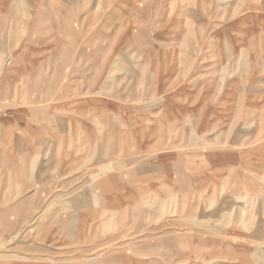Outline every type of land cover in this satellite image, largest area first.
I'll return each mask as SVG.
<instances>
[{
	"label": "rangeland",
	"instance_id": "374dc122",
	"mask_svg": "<svg viewBox=\"0 0 264 264\" xmlns=\"http://www.w3.org/2000/svg\"><path fill=\"white\" fill-rule=\"evenodd\" d=\"M0 110V264H264V0H0Z\"/></svg>",
	"mask_w": 264,
	"mask_h": 264
},
{
	"label": "crops",
	"instance_id": "0c3cea01",
	"mask_svg": "<svg viewBox=\"0 0 264 264\" xmlns=\"http://www.w3.org/2000/svg\"><path fill=\"white\" fill-rule=\"evenodd\" d=\"M20 61H21V65L25 66L26 69L29 68L31 70L33 67H38V68L32 69L30 71L31 73L34 72L35 70L37 72H42L43 67L46 65L48 66V63L44 64L46 62L44 60V58L42 60H40V59H33L32 57H29V58L21 59ZM63 65H69V64H67V62H64ZM38 74L41 75V73H38ZM51 78H54V77H51ZM46 80H47V76L45 77V80L42 81V83L46 82ZM36 81L39 82V79H36ZM25 91L27 92L26 86H25ZM21 112H23V111H21ZM3 113H4V111L0 110V115ZM1 120H2V118L0 117V121ZM12 121H13V117H9L8 119H4V121L1 122L2 128H0V143H4V144L8 145L9 144V143H7L8 138H11L14 140L20 139V137L18 135L17 127H21V126L17 123L15 125ZM79 126H80V128H86L87 127L86 123H82V122H79ZM67 127H68V122H65L64 120H57L56 123L47 122L44 124L43 127H38V125L32 124L31 126L23 127L20 129H22V131H24L23 134L26 136V139L31 140L30 143L32 146L37 144L36 145L37 148L39 147V144H38L39 135H41V136L44 135L43 131L48 130V134H47L46 138H44V139L41 138V139L46 140L47 138H49V140L47 142L51 143L59 137V139H61V140H58V141L62 142V145L64 148L62 151L58 150V148H55V149H56L57 153L64 155V157H68L70 152H71L70 146L68 145V140H70L71 137H70V135L68 136V133H66L67 136H63V133H61V131H65V129H67ZM60 135H62L61 138H60ZM14 144H21V142L19 140V142H14ZM81 146H83V145H81ZM15 147H17V146H15ZM55 149L53 150L54 153H55ZM119 150H121V149H119ZM5 152H6V150H5ZM36 152H37V150L35 149L33 151V154ZM1 153L2 152L0 151V156H1ZM17 154H18V151L16 150V155ZM0 161H1V159H0ZM17 169H18V171H22L23 167L19 166V167H17ZM2 194H3V191H1V189H0V196ZM0 199H2V198H0ZM19 208H22V207L19 206Z\"/></svg>",
	"mask_w": 264,
	"mask_h": 264
}]
</instances>
